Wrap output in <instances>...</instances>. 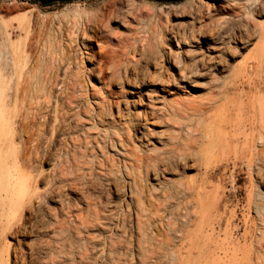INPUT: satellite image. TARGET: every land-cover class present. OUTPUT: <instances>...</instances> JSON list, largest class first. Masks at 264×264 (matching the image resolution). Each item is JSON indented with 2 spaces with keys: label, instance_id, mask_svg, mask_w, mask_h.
<instances>
[{
  "label": "bare ground",
  "instance_id": "bare-ground-1",
  "mask_svg": "<svg viewBox=\"0 0 264 264\" xmlns=\"http://www.w3.org/2000/svg\"><path fill=\"white\" fill-rule=\"evenodd\" d=\"M70 13L52 41L23 18L27 43L0 33V264L22 244L35 264H226L213 222L195 231L229 166L253 183L246 249L264 264V0Z\"/></svg>",
  "mask_w": 264,
  "mask_h": 264
},
{
  "label": "rangeland",
  "instance_id": "rangeland-1",
  "mask_svg": "<svg viewBox=\"0 0 264 264\" xmlns=\"http://www.w3.org/2000/svg\"><path fill=\"white\" fill-rule=\"evenodd\" d=\"M108 1L110 0H71L65 3H54L48 6H42L39 3H31L28 1L0 0V33L7 31L10 38L12 37V41L23 40L26 38L25 26L24 24H21V19L23 18L25 21L22 19V22H26L29 36H33L34 38L37 37L36 40L42 38V41L44 42H47V37L49 36L48 41H52L56 39V37L59 36L60 31L64 29V20L59 17L61 13H73L76 8H104L105 5L108 4ZM145 1L154 6L172 7L184 3L186 0L179 3H175L174 0ZM14 5H20L24 8L27 6L26 9H32L33 13L31 12L32 14L30 13L27 15L26 19L21 14L10 13L9 9ZM261 20L263 23L264 16ZM1 22L5 25H2ZM152 23V20H145L139 24L134 22L135 27L133 29L140 30L142 28H149ZM57 30H59V33ZM24 40H26L27 43L28 39L26 38ZM200 173L201 170L198 172H189L187 175L188 181L190 180L192 182L193 179V181L196 179L198 180ZM251 184L253 183L250 181V178L242 172L241 168L233 170V168L229 166L223 180L217 181L215 179L211 183L209 196L212 194L211 196L214 197V201L220 203L216 202L218 208L215 206L213 207V210L210 209V212L212 210V214H210L212 218L205 222V226L203 223V234L201 235V233L192 228L187 229V227L179 221L171 223L172 226H169L171 229L170 233L187 242L191 239H202L207 235V223L212 221L215 226V232L214 235H212L211 240L213 241L214 239V242L227 243L230 244L231 247L236 248L235 252H229L224 258L226 264H253V256L249 250L246 249L257 235L255 230L257 217L251 212V210H248L247 204V195L249 193L248 191L251 190ZM254 190H258V188L255 187ZM194 231L200 236L197 235L195 238ZM20 249L22 254H20L19 264H35L36 260L40 261L42 258L41 254L38 256L34 255L24 244H22Z\"/></svg>",
  "mask_w": 264,
  "mask_h": 264
},
{
  "label": "trees",
  "instance_id": "trees-1",
  "mask_svg": "<svg viewBox=\"0 0 264 264\" xmlns=\"http://www.w3.org/2000/svg\"><path fill=\"white\" fill-rule=\"evenodd\" d=\"M21 1H24V0H21ZM29 1L32 2V3H38V2L39 3H47L46 6H48V5L54 4L56 0H29ZM153 1H158V0H153ZM182 1H184V0H174L175 3H179V2H182ZM50 2L52 4H49Z\"/></svg>",
  "mask_w": 264,
  "mask_h": 264
},
{
  "label": "water",
  "instance_id": "water-1",
  "mask_svg": "<svg viewBox=\"0 0 264 264\" xmlns=\"http://www.w3.org/2000/svg\"><path fill=\"white\" fill-rule=\"evenodd\" d=\"M24 1L30 2L29 0H24ZM69 1H71V0H56L55 3H65V2H69ZM39 4H41L42 6H46L47 3H39ZM49 4H52V3L50 2Z\"/></svg>",
  "mask_w": 264,
  "mask_h": 264
}]
</instances>
